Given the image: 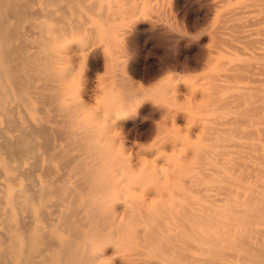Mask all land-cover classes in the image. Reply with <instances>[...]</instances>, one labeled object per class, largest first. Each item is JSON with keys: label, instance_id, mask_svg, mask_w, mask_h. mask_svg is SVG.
Wrapping results in <instances>:
<instances>
[{"label": "bare ground", "instance_id": "1", "mask_svg": "<svg viewBox=\"0 0 264 264\" xmlns=\"http://www.w3.org/2000/svg\"><path fill=\"white\" fill-rule=\"evenodd\" d=\"M140 1L0 0V264H264V49L252 31L217 61L256 128L226 137L217 158L190 160L176 143L178 155L122 159L91 142L93 121L109 133L145 95L127 84L79 109L72 63L99 53L86 17L115 7L138 30ZM187 182L204 196L175 194Z\"/></svg>", "mask_w": 264, "mask_h": 264}, {"label": "rangeland", "instance_id": "2", "mask_svg": "<svg viewBox=\"0 0 264 264\" xmlns=\"http://www.w3.org/2000/svg\"><path fill=\"white\" fill-rule=\"evenodd\" d=\"M215 1L141 0L136 10L143 19L138 30L115 7L104 10L102 17L99 13L86 17L97 31L92 44L99 48V53L93 66L89 61L72 63L71 98L85 102L84 109H79L91 114L106 106L107 101L125 95L129 91L127 84L131 92L136 90L145 95L143 100L140 96L142 102L151 100L158 106L143 103L140 110L127 113L123 123L111 132L110 128L109 133L93 121L95 134H91V142L103 144L107 156L122 159L154 157L157 153L169 156L175 154L170 146L178 143V149L183 148L190 160L198 153L213 159L217 156H207L220 150L228 141L226 137L237 139L243 131L256 128L251 122L253 116L242 115L245 106L232 103L225 66L217 61V56L225 52L221 48L226 45L245 46L243 35L249 31L258 41V50L264 49V0H248L243 6L237 0L212 6ZM130 33H134L131 39ZM121 84L123 89L127 85L126 90H121ZM112 86L118 91H113ZM85 88L90 92L88 95ZM213 180L209 178L206 182L214 185ZM176 189L173 196L179 192L181 198L187 194L195 199L204 196L196 194L194 182Z\"/></svg>", "mask_w": 264, "mask_h": 264}, {"label": "clouds", "instance_id": "3", "mask_svg": "<svg viewBox=\"0 0 264 264\" xmlns=\"http://www.w3.org/2000/svg\"><path fill=\"white\" fill-rule=\"evenodd\" d=\"M145 102H149L154 108H157V107H158V106H157L156 104H154L153 101H151V100H145L143 103H145ZM143 103H142V104H143ZM142 104H141V105H142ZM126 117H127V116H126ZM122 118H125V117H122ZM122 118H120V119H122ZM116 121H117V120H115V123H116Z\"/></svg>", "mask_w": 264, "mask_h": 264}]
</instances>
